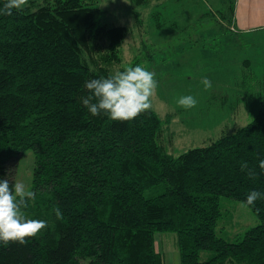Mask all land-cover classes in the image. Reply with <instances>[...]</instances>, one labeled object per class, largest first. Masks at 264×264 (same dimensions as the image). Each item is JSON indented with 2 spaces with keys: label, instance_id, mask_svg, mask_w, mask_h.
<instances>
[{
  "label": "trees",
  "instance_id": "trees-1",
  "mask_svg": "<svg viewBox=\"0 0 264 264\" xmlns=\"http://www.w3.org/2000/svg\"><path fill=\"white\" fill-rule=\"evenodd\" d=\"M98 1L45 0L6 15L0 0V177L15 183L17 159L33 150L36 195L22 212L48 224L26 244L0 243V264H165L159 232L177 234L181 264H264V198L247 204L250 191L264 193V101L247 125L178 156L165 144L171 117L154 107L128 121L92 116L85 82L117 72L130 32L103 23ZM160 1L131 3L152 8L163 29L172 0ZM224 2L217 14L231 25L236 0ZM140 34L147 48L154 37ZM97 48L113 65L88 58ZM137 65L138 56L128 67ZM223 197L245 202L260 220L236 241L219 235ZM203 251L213 253L202 260Z\"/></svg>",
  "mask_w": 264,
  "mask_h": 264
},
{
  "label": "rangeland",
  "instance_id": "rangeland-1",
  "mask_svg": "<svg viewBox=\"0 0 264 264\" xmlns=\"http://www.w3.org/2000/svg\"><path fill=\"white\" fill-rule=\"evenodd\" d=\"M44 1L28 0L25 7L35 10ZM242 1L239 4L236 0L233 22L229 25L217 14L226 5L224 0L219 4L214 0H172L169 11H163L168 21L163 29L155 27L154 10L150 7H135L131 0L98 1L103 23L125 26L130 31L121 49L122 63L114 66L115 71L132 65L133 58L138 56L143 67L155 73L158 86L152 105L164 120L171 117L165 144L175 156L206 146L224 132L232 133L247 125L262 108L264 20L261 23L260 16L263 14L254 11L260 5L251 7V3ZM135 11H139L143 25H138ZM238 16L250 30L243 31L239 24L237 29ZM138 27L154 37L147 42V48L142 45L143 34ZM87 56L97 61L102 58L106 64L108 52L106 48H97ZM205 77L211 81V89L205 90L201 83ZM187 95L197 99L196 107L185 109L178 105V99ZM35 161L33 150L17 159L15 182L24 183L29 190L33 186ZM221 204L223 218L218 231L227 240L243 238L248 229L260 223L257 214L243 201L223 197ZM177 242L176 233L156 234L155 248L165 256V264H181ZM212 253L203 251L202 260Z\"/></svg>",
  "mask_w": 264,
  "mask_h": 264
},
{
  "label": "clouds",
  "instance_id": "clouds-1",
  "mask_svg": "<svg viewBox=\"0 0 264 264\" xmlns=\"http://www.w3.org/2000/svg\"><path fill=\"white\" fill-rule=\"evenodd\" d=\"M27 4L28 0H6L3 13L12 15L13 10L21 11ZM154 77V72L137 65L108 77L91 79L85 82V87L91 94L82 98V103L92 116L106 114L114 121L132 120L153 107L152 97L158 86ZM201 83L205 90L212 87L207 77ZM177 103L185 109H191L196 107L198 101L187 95L180 97ZM259 167L264 170V160L259 161ZM241 171H246L249 179L257 177L255 168H250L247 162L241 163ZM35 195L24 183H10L7 178L0 177V243L26 244L27 238L38 237L48 227L47 221L26 219L22 212L28 201L35 199ZM261 198H264V193L250 191L247 194V204L254 205ZM53 211L57 219L63 218L58 206Z\"/></svg>",
  "mask_w": 264,
  "mask_h": 264
},
{
  "label": "crops",
  "instance_id": "crops-1",
  "mask_svg": "<svg viewBox=\"0 0 264 264\" xmlns=\"http://www.w3.org/2000/svg\"><path fill=\"white\" fill-rule=\"evenodd\" d=\"M214 1H217V4L220 3V0H214ZM240 3H243L242 0H239V4ZM244 3L246 4H249L251 3V7H258L260 5V8H254V11H256V13H259L260 15V21L261 23H263V20H264V0H251V1H248L247 0H244ZM236 26H237V29H238V24L241 26L242 29H244L243 31H248L250 30L251 28H249L248 26H244L246 24H241V21H240V17H236Z\"/></svg>",
  "mask_w": 264,
  "mask_h": 264
}]
</instances>
